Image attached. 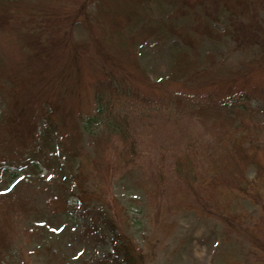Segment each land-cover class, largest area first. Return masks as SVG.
I'll return each instance as SVG.
<instances>
[{"label": "rangeland", "instance_id": "1", "mask_svg": "<svg viewBox=\"0 0 264 264\" xmlns=\"http://www.w3.org/2000/svg\"><path fill=\"white\" fill-rule=\"evenodd\" d=\"M61 1L59 7L78 0ZM259 8L264 19V0ZM88 10L96 16L94 4ZM170 16V7L161 0L143 9L140 24L160 29L158 36L139 38L131 52L150 83L141 78L129 95L118 96L116 109L126 134L105 131L77 140L78 148L92 160L100 158L90 163L85 203L80 202L72 170L67 168L59 178L44 166L32 168L41 158L36 149L26 150L32 143L59 160L57 142L49 136L47 140L48 127L40 118L29 127H19L18 116L33 102L38 108L34 94L27 91L18 102H10L14 109L0 101V264H124L113 252L112 233L102 224L111 214L138 251L152 240L156 249L149 264H264V257L246 238L209 214L215 203L231 205L247 216L246 225L262 224L264 232L262 210L236 191L244 174L248 180L261 176L257 179L264 194V66L244 69L255 51L237 50L227 38H198L189 50L165 30L169 24L175 26ZM196 18L191 14L179 23L191 28ZM140 24L120 26V36L135 34ZM211 24L223 31L226 21L217 17ZM74 36L84 40L87 31L79 26ZM9 43L8 37L0 36V56L11 70L21 57ZM178 59L184 62L177 68ZM100 78V73L85 66L79 96L69 101L76 115L95 113L93 84ZM127 86L128 82L124 90ZM239 91L251 98L246 111L235 117L241 121L240 130L248 131L247 154H238L240 141L231 144L226 137L231 128L236 132L238 124H225L224 115L215 108ZM5 113L16 118V126L3 122ZM38 134L43 142L35 137ZM210 162L217 175L211 180L204 172ZM78 163L74 160L71 165L77 168ZM158 211L160 221L171 226L168 234L155 221Z\"/></svg>", "mask_w": 264, "mask_h": 264}, {"label": "trees", "instance_id": "2", "mask_svg": "<svg viewBox=\"0 0 264 264\" xmlns=\"http://www.w3.org/2000/svg\"><path fill=\"white\" fill-rule=\"evenodd\" d=\"M152 1L154 0H78L62 4L60 9L58 2H62L61 0H0V36L8 37L9 44L16 47L21 57L16 61L15 67L8 70L4 58L0 56V101L7 103V108L14 109L15 106H10V102H18L24 92L34 94L38 108L35 109L33 102L28 111L22 112L18 116L21 121L19 127H29L40 118L48 127L47 140L49 136L57 142L59 160L46 156L40 144L32 143L27 145L26 150L33 153L36 149L39 152L36 154L41 156L36 158L37 163L32 168L38 170L37 168L44 166L59 178V174H63L67 168L72 170L71 177L81 203H85L90 194V163H96L100 158L92 160L84 150L78 148L77 140L85 134L98 136L105 131L112 135L126 134L127 130L120 121V110L116 109L118 96L121 93L129 95L135 84L141 83L142 79L150 83L139 63L131 58V52L139 38L158 36L160 28L140 24L144 7ZM161 1L170 7L169 19L175 24L167 25L165 30L170 36H177L189 50L196 47L198 38H227L237 50L255 51L245 63L244 69L254 64L264 66V19L259 8L260 0ZM55 3L58 6H54ZM90 4L96 7V16L89 12ZM103 6L108 7L104 9ZM191 14L197 16L193 27L179 23L180 19L186 20ZM59 17H63L61 22ZM217 17L226 21L223 31H218L211 24V20H216ZM133 23L136 27L140 24L135 34L126 39L120 36L119 27L128 28ZM79 26L87 31V38L81 41L74 36V29ZM183 62V59H178L176 67H180ZM86 65L101 74V78L93 84L95 113L76 115L69 101L72 102L79 96ZM126 82L130 86L124 90ZM248 95L239 91L238 94H230L220 100L215 106L218 109L216 111L224 115L225 124H238L236 132L229 128L226 133L231 144L240 141L238 154H247L246 144L249 139L247 129L240 130L241 121L235 117L239 116L240 111H246L245 104L250 103L251 99ZM42 108L43 113L40 114ZM15 121V117L3 114V122H8L7 126H16L13 124ZM35 137L43 142L41 134ZM243 159L246 160V157ZM22 160L23 158L20 161ZM74 160H79L77 168L71 165ZM53 161L58 162L53 164ZM214 167L215 164L210 162L204 170L205 177L209 180L217 177L213 172ZM257 178L248 180L242 174L243 182L236 186V191L243 197L252 199L264 213V194L260 191ZM108 206L111 207V204ZM160 212H157L155 221L168 234L171 226L160 221ZM211 213L210 216L220 220L232 233L246 238L259 257H264L262 224L252 227L246 225L247 216L244 213L233 210L231 205L222 206L219 202L215 203V211ZM113 215L102 219V224L112 233L113 252L122 258L124 264H149L156 249L152 240H148L145 248L138 251L134 241L120 228Z\"/></svg>", "mask_w": 264, "mask_h": 264}]
</instances>
